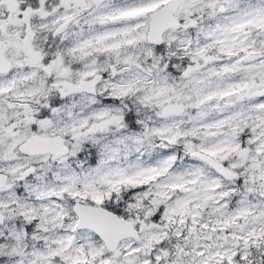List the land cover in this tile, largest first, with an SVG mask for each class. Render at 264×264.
<instances>
[{"label":"snow or ice","instance_id":"snow-or-ice-1","mask_svg":"<svg viewBox=\"0 0 264 264\" xmlns=\"http://www.w3.org/2000/svg\"><path fill=\"white\" fill-rule=\"evenodd\" d=\"M0 264H264V0H0Z\"/></svg>","mask_w":264,"mask_h":264}]
</instances>
